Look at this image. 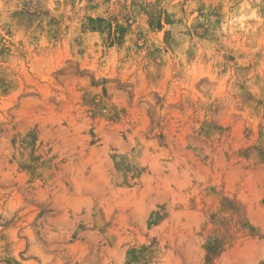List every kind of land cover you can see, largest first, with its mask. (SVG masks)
Instances as JSON below:
<instances>
[{
	"label": "rangeland",
	"instance_id": "rangeland-1",
	"mask_svg": "<svg viewBox=\"0 0 264 264\" xmlns=\"http://www.w3.org/2000/svg\"><path fill=\"white\" fill-rule=\"evenodd\" d=\"M0 264H264V0H0Z\"/></svg>",
	"mask_w": 264,
	"mask_h": 264
}]
</instances>
